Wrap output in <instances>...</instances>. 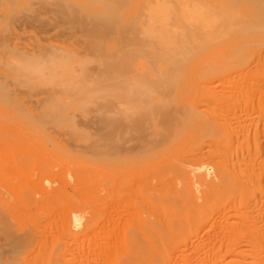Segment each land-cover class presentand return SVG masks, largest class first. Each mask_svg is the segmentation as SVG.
I'll return each mask as SVG.
<instances>
[{
	"label": "rangeland",
	"instance_id": "rangeland-1",
	"mask_svg": "<svg viewBox=\"0 0 264 264\" xmlns=\"http://www.w3.org/2000/svg\"><path fill=\"white\" fill-rule=\"evenodd\" d=\"M49 263L264 264V0H0V264Z\"/></svg>",
	"mask_w": 264,
	"mask_h": 264
},
{
	"label": "bare ground",
	"instance_id": "bare-ground-1",
	"mask_svg": "<svg viewBox=\"0 0 264 264\" xmlns=\"http://www.w3.org/2000/svg\"><path fill=\"white\" fill-rule=\"evenodd\" d=\"M159 1H160V0H159ZM161 1H162V0H161ZM167 2H168V1H167ZM148 4H149V2H148ZM151 5H152V4H151ZM164 5H165V4H164ZM160 6H162V5L160 4ZM142 7H143V6H142ZM148 7H149V6H148ZM181 7H183V5H182ZM155 8H156V6H155ZM163 8H164V7H163ZM171 9H172V8H171ZM181 9H182V8H181ZM146 10H147V9H146ZM153 10H154V9H153ZM185 10H186V9H185ZM185 10H182V11H185ZM149 11H151V10H149ZM158 11H159V9H158ZM170 11H171V10H170ZM180 11H181V10H180ZM182 11H181V12H182ZM155 12H157V11L154 10L153 13H155ZM144 13H145V12H144ZM157 13H158V12H157ZM162 14H163V13H162ZM184 14H185V13H184ZM148 15H149V14H148ZM151 15H152V14H151ZM155 15H157V14H155ZM174 17H175V16H174ZM159 18H160V17H159ZM176 18H177V17H176ZM160 20H161V19H160ZM138 21H139V19H138ZM181 22H182V21H181ZM183 22H184V21H183ZM137 24L139 25V23H137ZM140 24H141V23H140ZM176 24H177V23H176ZM142 25H143V24H142ZM173 25H174V24H173ZM131 26H132V25H131ZM161 26H162V25H161ZM179 29H180V28H179ZM180 30H182V29H180ZM164 31H165V30H164ZM170 31H171V30H170ZM166 32H167V31H166ZM176 32H177V31H176ZM180 33H183V32H180ZM164 34H166V33L164 32ZM168 34H169V33H168ZM155 35H156V34H155ZM158 35H159V34H158ZM162 35H163V34H162ZM163 36H164V35H163ZM173 36H174V35H173ZM176 36H177V35H176ZM180 37H181V36H180ZM160 38H161V37H160ZM174 38H175V37H174ZM168 39H170V38H168ZM161 40H162V39H161ZM165 40H167V39H165ZM137 41H138V40H137ZM145 43H147V42H145ZM159 43H160V42H159ZM140 44H141V43H140ZM151 44H154V43H151ZM128 45H129V44H128ZM128 45H127V46H128ZM129 46H130V45H129ZM141 46H142V45H141ZM161 46H162V45H161ZM125 48H126V47H125ZM140 48H141V47H140ZM130 49H131V48H130ZM138 49H139V48H138ZM156 49H157V48H156ZM159 49H160V48H159ZM142 50H143V48H142ZM154 50H155V49H154ZM164 50H165V49H164ZM130 51H131V50H130ZM135 51H137V50L135 49ZM139 51H140V50H139ZM165 52H166V51H165ZM132 53H133V51H132ZM151 53H152V52H151ZM159 53H160V52H159ZM169 53H170V51H169ZM169 53H167V54H169ZM168 56H169V55H168ZM162 58H163V57H162ZM123 61H126V60H123ZM126 62H127V61H126ZM129 63H130V61H129ZM136 64H137V63H136ZM170 64H171V62H170ZM125 65H126V64H125ZM147 66H148V65H147ZM129 67H131V66H129ZM163 67H164V66H163ZM128 69H129V68H128ZM154 70H155V69H154ZM173 70H174V69H173ZM164 71H165V70H164ZM165 72H166V71H165ZM127 73H128V72H127ZM168 73H169V72H168ZM122 74H123V73H122ZM131 75H132V74H131ZM159 75H160V74H159ZM121 78H122V77H121ZM123 78H124V77H123ZM138 78H139V77H138ZM133 79H134V78H133ZM129 80H130V78H129ZM168 80H169V79H168ZM123 81H124V80H123ZM133 81H134V80H133ZM145 81H146V80H145ZM171 81H172V80H171ZM125 83H126V82H125ZM139 86H140V85H139ZM159 86H160V85H159ZM159 86H157V87H159ZM146 88H147V87H146ZM212 88H213V87H212ZM120 90H121V89H120ZM122 90H123V89H122ZM156 90H158V89H156ZM146 94H147V93H146ZM126 95H127V94H126ZM128 95H129V94H128ZM147 96H148V95H147ZM128 97H129V96H128ZM145 98H146V97H145ZM136 107H137V106H136ZM125 108H126V107H125ZM153 110H154V109H153ZM125 111H126V110H125ZM138 112H139V111H138ZM184 112H185V111H184ZM229 112H231V111H229ZM133 113H134V112H133ZM193 115H194V114H193ZM131 116H132V115H131ZM216 116H217V114H216ZM220 116H221V115H220ZM133 117H134V116H133ZM218 117H219V116H218ZM185 118H186V117H185ZM213 118H214V117H213ZM214 119H215V118H214ZM215 120H216V119H215ZM131 121H132V120H131ZM136 124H137V123H136ZM175 125H176V124H175ZM221 125L224 126V123H221ZM219 126H220V124H219ZM217 127H218V126H217ZM207 128H209V127L207 126L206 129H207ZM206 129H204V130H206ZM209 129H210V128H209ZM211 129H212V128H211ZM217 129H218V130H219V129L221 130V128H217ZM207 130H208V129H207ZM207 130H206L204 133L207 134V133L209 132V131H207ZM218 130H217L218 133H216L217 136H218V134H220V133H219L220 130H219V131H218ZM223 130H224V129H223ZM133 131H134V130H133ZM165 131H166V130H165ZM221 131H222V130H221ZM181 134H182V133H181ZM216 134H214V135H216ZM214 135H213V136H214ZM173 136H175V135H173ZM211 136H212V135H211ZM217 136H214V137H217ZM173 138H174V137H173ZM201 138H202V137H201ZM204 138H205V136H204ZM204 138L200 139V140H201V141H200V144H201V145H202L201 142H202V140H203ZM225 138H227V137L225 136ZM225 138H224V141H225ZM175 139H177V137H176ZM178 139H179V137H178ZM227 139H228V140H227ZM227 139H226V140L229 141V138H227ZM171 140H172V139H171ZM171 140H170V141H171ZM254 140H255V139H254ZM136 141H137V140H136ZM174 141H175V140H174ZM198 141H199V140H198ZM198 141H196V142H198ZM213 142H215V143L217 144L218 141L216 142V140H214V141L212 140V143H213ZM162 143H163V142H162ZM167 143H168V142H167ZM171 143H173V142H171ZM252 143H253V142H252ZM198 144H199V143H198ZM204 144H205V143H204ZM213 144H214V143H213ZM216 144H215V145H216ZM225 144H226V146H229L230 143H229V142H227V143L225 142ZM227 144H228V145H227ZM239 144H240V143H239ZM250 144H251V142H250ZM254 144L256 145L257 142L254 143ZM255 145H254V147L258 148V144H257V146H255ZM202 146H203V145H202ZM238 146H239V145H238ZM232 147H233V146H231V145H230V147H228V148L225 147L224 154H225L226 156H231V155H232V153H233V152H232V150H233ZM242 147H243V146H242ZM236 149H237V148H235V150H236ZM165 151H166V150H165ZM218 151H219V150H218ZM220 151H221V150H220ZM214 152L217 153V150H214ZM234 152H235V151H234ZM219 153H220V152H219ZM222 153H223V152H222ZM235 153H236V152H235ZM235 153H234V154H235ZM199 154H200V153H199ZM221 155H222V154H221ZM225 155H224V156H225ZM231 157H233V156H231ZM228 158H229V157H227V159H228ZM135 161H136V160H135ZM222 161H223V160H222ZM225 162H228V161H225ZM225 162H223L224 165H225ZM229 162L232 163L231 159H230ZM233 162H235V161L233 160ZM217 163H220V162H217ZM237 163H238V162H235V164H237ZM220 164H221V163H220ZM238 164H239V163H238ZM238 164H237V166H238ZM226 165H227V164H226ZM229 165H230V163H229ZM229 165H228V166H229ZM124 166H125V165H124ZM228 166H226V167H228ZM230 166H231V165H230ZM239 166H240V164H239ZM176 167H177V166H176ZM161 168H162V167H161ZM231 168L233 169V165H232ZM231 168H230V169H231ZM162 169H163V168H162ZM199 169L201 170L202 168H199ZM199 169H197L196 172L199 173V171H200ZM222 169H224V168H222ZM234 169H235V168H234ZM172 170H173V169H172ZM179 170H181V169H179ZM224 170H226V168H225ZM224 170H223V171H224ZM253 170H254V169H253ZM194 171H195V170H194ZM227 171H228V170H227ZM232 171H233V170H232ZM205 172H206V171H205ZM239 172H241V170H240ZM242 172H243V171H242ZM242 172H241V174H242ZM193 173H195V172H193ZM198 173H197V174H198ZM226 173H227V172H226ZM243 173H244V172H243ZM197 174H196V175H197ZM200 174H201V173H200ZM241 174H238V175L241 176ZM220 175H221V173H220ZM229 175H230V174H229ZM225 176H226L225 174H223V176H222V180H224V183H223V184L227 185L228 187H231V188H232L231 190H234V191H231V190H230L231 192H235V190H238V191H239V189L242 188V186H243L242 184H243V183L240 181L241 178H238V179H240V180H238L237 178L232 177V179H231L230 176H229V178L226 176V177L228 178L227 182H229V179H230V182L226 184V182H225V178H226V177H225ZM231 176H232V175H231ZM197 177H198V176H197ZM223 177H224V178H223ZM220 179H221V178H220ZM225 189L227 190V188H225ZM225 189H224V190H225ZM229 189H230V188H229ZM226 190H225V192H227ZM230 191H229L228 193H230ZM228 193H227V195H228ZM224 194H226V193H224ZM233 194H234V193H233ZM182 195H183V193H182ZM230 196H231V195H230ZM230 196H229V197H230ZM172 198H173V197H172ZM175 199H176V198H175ZM202 211H203V209H202ZM108 212H109V211H108ZM203 212H204V211H203ZM200 213H201V215L203 216L202 212H200ZM190 216H191V215H190ZM192 216H193V214H192ZM198 216H199V215H198ZM184 217H186V216H184ZM195 218H196V217H195ZM201 218H202V217H201ZM142 226H144V225L142 224ZM140 228H141V226H140ZM144 228H146V227H144ZM141 229H142V228H141ZM146 229H147V228H146ZM148 231H149V229H148ZM148 231H146V232H148ZM142 233H143V232H142ZM148 233H149V232H148ZM147 235H148V234H147ZM152 235H153V233H152ZM150 236H151V235H150ZM130 237H131V236H130ZM132 240H133V239H132ZM154 241H156V239H155ZM157 241H158V240H157ZM154 243H155V242H154ZM157 243H158V242H157ZM155 245H156V244H155ZM156 247H158V246H156ZM49 264H50V263H49Z\"/></svg>",
	"mask_w": 264,
	"mask_h": 264
}]
</instances>
